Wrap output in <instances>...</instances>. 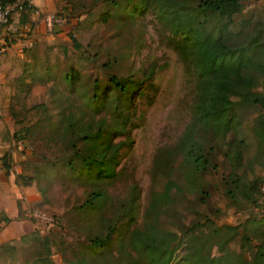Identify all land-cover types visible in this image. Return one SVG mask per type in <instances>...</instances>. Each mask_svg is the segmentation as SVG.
<instances>
[{
  "label": "rangeland",
  "instance_id": "374dc122",
  "mask_svg": "<svg viewBox=\"0 0 264 264\" xmlns=\"http://www.w3.org/2000/svg\"><path fill=\"white\" fill-rule=\"evenodd\" d=\"M200 2L53 0L64 19L56 34L16 49L25 56L0 108L5 153L17 185L38 195L31 206L54 218L27 214L53 264H215L226 255L249 264L264 239V223L252 221L264 214L263 110L236 104L239 121L224 133L196 125L203 170L190 171L174 148L197 79L187 24L231 47L258 29L264 38V0H239L228 22ZM230 138L240 141L237 161L224 154ZM96 149L100 170L82 166Z\"/></svg>",
  "mask_w": 264,
  "mask_h": 264
},
{
  "label": "trees",
  "instance_id": "16d2710c",
  "mask_svg": "<svg viewBox=\"0 0 264 264\" xmlns=\"http://www.w3.org/2000/svg\"><path fill=\"white\" fill-rule=\"evenodd\" d=\"M198 6L216 11L228 22L231 14L238 10L239 0H201ZM30 10H34L33 5H28L26 11L22 12L19 18L20 22L25 21L26 14ZM185 33L191 46L190 57L196 69L197 79L195 95L191 102L192 115L188 120L190 123L185 126L174 148L183 152L189 170L196 172L203 170L208 163L201 145L193 137L196 125L202 129L212 128L222 133L233 129L239 121L234 108L236 104H251L263 110L256 117V136L259 138V142L264 145V89H256L257 75H264V38L258 29L247 38L244 44L231 47L224 42L221 34L218 37L200 36L190 24H187ZM114 85H118V83L116 82ZM122 86L124 85L121 84V88ZM239 142L234 138L226 140L227 149L230 151L227 150L224 154H228L232 161H237L240 158V150L235 148ZM97 150L99 149L81 157L80 161H85L82 166L100 170V166L105 162H103V154ZM0 165L6 178L12 184H16L17 175L11 166L8 153L0 156ZM249 186L252 191L253 180ZM157 199L158 197L154 201ZM252 221L253 223H264V214ZM241 237L249 242L246 236L241 235ZM102 242L97 237L92 239L95 246L101 245ZM142 244L143 246L147 245L144 241ZM216 260L215 264H244L240 255H236L232 262L229 261L228 255L222 256V258L218 257ZM249 264H264V239L260 240L251 251Z\"/></svg>",
  "mask_w": 264,
  "mask_h": 264
},
{
  "label": "crops",
  "instance_id": "0c3cea01",
  "mask_svg": "<svg viewBox=\"0 0 264 264\" xmlns=\"http://www.w3.org/2000/svg\"><path fill=\"white\" fill-rule=\"evenodd\" d=\"M53 0H32L34 10L26 14L24 25L26 30L21 38L8 40L0 50V108H4L5 100L10 94V80L14 63L17 58H23L24 52L16 49L23 40L31 46L42 38L53 37L57 28L48 30L43 25L42 12H54ZM17 46V47H14ZM27 51V49H25ZM1 114V113H0ZM4 117L0 118V156L5 153L8 146L7 128L9 127ZM10 132V131H9ZM13 159V156H11ZM16 171V168L13 169ZM17 182V181H16ZM36 191L29 185L19 187L12 184L4 175L0 165V264H53L52 254L42 244L38 249L37 238L41 236V229L27 215V208L37 200ZM28 216V217H27ZM38 228V229H37ZM34 244V245H33ZM36 244V245H35ZM45 248V250H44ZM44 250V251H43Z\"/></svg>",
  "mask_w": 264,
  "mask_h": 264
},
{
  "label": "built area",
  "instance_id": "2783aa9c",
  "mask_svg": "<svg viewBox=\"0 0 264 264\" xmlns=\"http://www.w3.org/2000/svg\"><path fill=\"white\" fill-rule=\"evenodd\" d=\"M28 5H32V0H0V50L7 45L8 40L23 36L26 27L24 21L20 22L19 18ZM42 14L43 25L48 30L59 27L64 22L60 13L42 12ZM27 43L28 41L24 39L22 45ZM27 214L37 221L47 223L54 221L51 215H47L36 207L29 206Z\"/></svg>",
  "mask_w": 264,
  "mask_h": 264
}]
</instances>
